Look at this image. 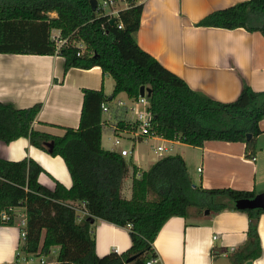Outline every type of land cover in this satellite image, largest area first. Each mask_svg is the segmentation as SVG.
I'll return each instance as SVG.
<instances>
[{"label":"trees","instance_id":"16d2710c","mask_svg":"<svg viewBox=\"0 0 264 264\" xmlns=\"http://www.w3.org/2000/svg\"><path fill=\"white\" fill-rule=\"evenodd\" d=\"M127 4L111 16L100 7L94 10L91 0H0V54H56L65 58L66 71L100 66L115 81L109 96L103 88H84L80 124L66 128L63 135L33 127L41 103L16 108L0 101V140L9 143L28 137L33 145L61 156L73 180L71 187L57 181L51 189L40 182L45 169L36 160L0 157V225H16L15 210L25 209L26 226L20 228L26 230L21 250L27 256L47 255L58 246V264H146L157 256L154 241L168 218H187L191 212L204 215L206 210L209 215L240 210L249 217L247 240L230 258L242 264L260 257L259 219L264 210L239 209L235 204L238 199L254 197V190L195 184L179 153L166 155L140 171L132 160L103 147L106 121L102 105L122 92L136 99L142 86L151 91L152 132L166 139L194 147L208 140L244 142L246 156L255 159L257 137L263 132L264 90L246 84L235 100L224 102L191 88L138 43L144 0H128ZM197 25L244 28L264 35V0H245L215 10ZM53 31H59L67 43L58 46ZM111 108V116L124 126L127 107ZM47 142H53L51 150ZM131 165L132 195L127 198L123 185ZM80 211L85 212L81 217ZM96 218L128 227L131 247L123 253L113 250L99 256L93 228Z\"/></svg>","mask_w":264,"mask_h":264},{"label":"crops","instance_id":"0c3cea01","mask_svg":"<svg viewBox=\"0 0 264 264\" xmlns=\"http://www.w3.org/2000/svg\"><path fill=\"white\" fill-rule=\"evenodd\" d=\"M241 1L245 0H144L137 31L138 43L168 69L184 78L191 88L216 100H235L246 84L256 91H263L264 35L244 28L197 25L209 13ZM126 7L121 2L112 8L116 11L114 16ZM54 15L56 13H51ZM114 86L113 77L104 74L100 66L90 69L72 67L66 71L65 58L60 55L0 54V101L16 108L41 103L42 108L33 127L53 135H63L68 127L78 128L84 88H103L109 96ZM123 95L126 93H120L112 102L124 100ZM112 102L109 103L111 107ZM260 127L263 132L257 137L255 159L246 156L244 142L208 140L203 146L194 147L179 140L171 144L161 137L136 142L131 145L132 153L126 158L143 171L166 156L154 152L157 145H172L170 154H173L174 145L181 144L179 154L184 157L195 184L205 188L254 190L257 194L264 192V119L260 121ZM108 140L112 147H103L118 151L111 136ZM186 148L194 150L192 156L197 161L196 170L202 168L201 172L198 171L199 179L191 170ZM150 152L160 157L149 162ZM0 157L36 160L45 169L39 176L40 182L51 189L55 188L57 181L66 187L73 184L65 160L33 145L28 137L22 136L9 143L0 140ZM132 176L133 171H129L124 180L123 195L127 198L132 195ZM15 211L16 225H0V264L14 263L17 257L20 259L18 264H58V246L43 256H27L21 250L24 238L20 221L25 209L17 208ZM209 213L198 215L191 212L187 218L181 215L168 218L154 241L158 259L152 264H217L219 260L235 264L230 254L247 240L248 214L231 209ZM82 215L80 211V217ZM93 228L99 256L113 250L123 253L132 245L128 227L96 218ZM259 233L261 256L242 264H264V212L259 219Z\"/></svg>","mask_w":264,"mask_h":264},{"label":"built area","instance_id":"2783aa9c","mask_svg":"<svg viewBox=\"0 0 264 264\" xmlns=\"http://www.w3.org/2000/svg\"><path fill=\"white\" fill-rule=\"evenodd\" d=\"M125 3L126 6L128 5V0H98L97 7H100L111 16H114L116 11L112 8L116 7L119 3ZM107 7L111 9L107 11ZM121 27V25H119ZM52 38L57 42L58 46L64 45L67 43V39L61 37L60 32L54 33ZM80 47H83V44H78ZM104 114H108V117H105L106 126L110 127L111 136L113 139V143L115 146L118 147V152L125 157H128L131 153V147H128L123 142V139H128L131 141L132 145H135L136 142L147 140L148 138L152 137H161L152 132V125H153V113L151 110L150 100L148 98L147 92L144 95H139L136 99L129 100H117L116 107H127L128 109V119L124 126H120L118 124V120L114 119L111 116L112 108L108 103H104L103 105ZM131 112V113H130ZM166 139V138H164ZM171 144H173L176 139H167ZM167 151L170 155V152L173 150V146H166V145H157L154 148L155 153H162V151ZM130 171H133L132 165L130 166ZM198 171H202L201 167H198ZM82 214H85L84 211H81ZM26 226V213L23 215L22 220L20 221V227ZM21 235L25 239L26 237V230L20 228ZM158 257H154L147 261L146 264H152L156 262ZM45 261H41L44 263Z\"/></svg>","mask_w":264,"mask_h":264},{"label":"rangeland","instance_id":"374dc122","mask_svg":"<svg viewBox=\"0 0 264 264\" xmlns=\"http://www.w3.org/2000/svg\"><path fill=\"white\" fill-rule=\"evenodd\" d=\"M111 8L110 7H107V11H109ZM127 95V94H126ZM126 95H123V98L124 100L127 101V96ZM119 96V95H118ZM117 98V97H116ZM115 100V99H114ZM112 102V101H111ZM110 102V103H111ZM113 106L115 107L116 106V102H112ZM110 105V104H109ZM111 107V106H110ZM121 112V111H119ZM131 113V112H130ZM107 113L104 114L105 117H107ZM111 131H110V127L106 126L105 128V131H104V134H103V146L106 147V148H109V147H112V144L109 142L108 138L111 136ZM112 137V136H111ZM123 142L125 143L126 146L128 147H131L132 143L131 141H129L128 139H123ZM175 148H174V151H173V154L174 153H179L180 151V148H182L181 144H176L174 145ZM186 151H187V154L186 156H188L189 160H190V166H191V170H193L194 174H195V178L196 179H199L200 178V173L196 170V164H197V161H196V158L193 157L192 155L194 154V150L193 148H186ZM189 152V153H188ZM161 154H164V155H167L168 152L167 151H162ZM160 157L159 155L157 156L156 154H154V152H150V159H149V162H153L154 160H157V158ZM130 160V159H129ZM196 161V162H195ZM195 162V163H194ZM128 177V176H127ZM133 178V176H132ZM127 179V178H126ZM199 185V184H198ZM127 188V187H126ZM262 188V187H261ZM260 190V189H259ZM193 210V209H191ZM57 255V253H55ZM217 264H226L224 260H219L217 262Z\"/></svg>","mask_w":264,"mask_h":264},{"label":"water","instance_id":"95a60500","mask_svg":"<svg viewBox=\"0 0 264 264\" xmlns=\"http://www.w3.org/2000/svg\"><path fill=\"white\" fill-rule=\"evenodd\" d=\"M91 4L94 10L97 9L98 0H91ZM112 22L114 19L111 20ZM147 92V95L150 96V88H147L145 86H142L140 88V94L144 95ZM251 134L248 135V138H251ZM48 147L50 150L53 148V142H47ZM236 207L239 209H263L264 210V192L257 193L252 198H241L235 201ZM210 210H206V213L208 214ZM134 259V256L130 257L128 261H131ZM251 263V261H249Z\"/></svg>","mask_w":264,"mask_h":264}]
</instances>
